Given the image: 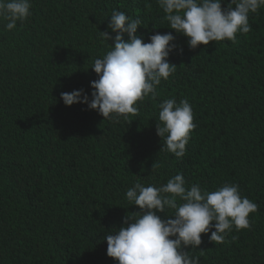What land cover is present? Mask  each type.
Wrapping results in <instances>:
<instances>
[{"label": "trees", "instance_id": "obj_1", "mask_svg": "<svg viewBox=\"0 0 264 264\" xmlns=\"http://www.w3.org/2000/svg\"><path fill=\"white\" fill-rule=\"evenodd\" d=\"M30 4L14 30L0 18V264H117L103 236L141 211L127 190L137 182L161 187L177 173L186 187L209 192L236 184L258 206L249 228L233 226L222 243L210 241L212 228L185 250L200 264H264V7L249 14L251 31L235 42L191 49L157 0ZM114 9L141 20L136 34L145 43L171 31L177 45L168 58L177 68L156 97L117 121L61 99L79 89L91 98L93 62L114 46ZM106 31L113 40L101 37ZM166 99L192 106L195 127L179 159L161 151L156 133Z\"/></svg>", "mask_w": 264, "mask_h": 264}, {"label": "clouds", "instance_id": "obj_2", "mask_svg": "<svg viewBox=\"0 0 264 264\" xmlns=\"http://www.w3.org/2000/svg\"><path fill=\"white\" fill-rule=\"evenodd\" d=\"M165 13L169 29L187 38L188 46L196 49L210 42L236 41L237 33L251 31L249 14L264 7V0H157ZM30 0H0V18L5 30L16 29L31 15ZM141 20L132 19L125 12L113 10L108 29L115 33L114 46L102 58L93 62L97 74L92 81L91 98L83 89L62 92L65 106L86 105L104 120L117 121L120 116L138 112L135 105L150 94L156 97V88L168 80L177 68L168 62L177 50L172 32H157L145 43L138 36ZM103 39L113 40L109 32H100ZM128 39L125 40L124 36ZM182 54V49H180ZM192 106L187 99L179 103L166 99L159 105L157 135L163 139L161 151H168L178 159L186 152L190 132L194 129ZM127 201L137 206L139 213H129L123 225L106 232L107 256L117 264H200L192 254L201 243V235L211 231V242L222 243L233 226L237 230L250 226L249 215L257 204L242 197L239 186L225 183L209 192L193 184L186 187L182 173L169 178L161 187L135 183L126 192ZM178 200L181 201L178 203ZM171 210V215L166 213ZM157 213L165 214L162 219ZM192 246V251H186Z\"/></svg>", "mask_w": 264, "mask_h": 264}]
</instances>
